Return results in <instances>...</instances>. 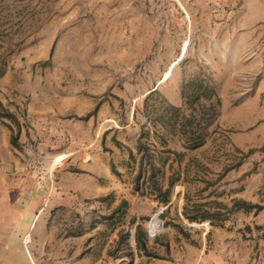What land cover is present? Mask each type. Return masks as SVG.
<instances>
[{"label":"crops","instance_id":"obj_1","mask_svg":"<svg viewBox=\"0 0 264 264\" xmlns=\"http://www.w3.org/2000/svg\"><path fill=\"white\" fill-rule=\"evenodd\" d=\"M164 1L66 0L2 63L0 264H264V0ZM191 66L195 149L164 113Z\"/></svg>","mask_w":264,"mask_h":264},{"label":"rangeland","instance_id":"obj_2","mask_svg":"<svg viewBox=\"0 0 264 264\" xmlns=\"http://www.w3.org/2000/svg\"><path fill=\"white\" fill-rule=\"evenodd\" d=\"M64 2H66V0H0L1 70L2 63L7 66L8 64L6 61L10 60L14 52L30 39H34L36 32L41 30L48 20L60 13L62 3ZM162 4H164V7L168 10L174 8L178 12L181 11L174 0H165ZM177 16L180 18L179 15ZM183 16H185L184 13ZM162 19L169 20V17L166 18L164 16ZM166 29L168 30L169 28L166 27ZM177 38H179L180 48L182 47L181 44L186 42L187 45L184 56H187L190 48L194 44L192 36L187 29H184V33L177 36ZM201 75H203L202 78ZM206 75L207 73L202 69L191 66L186 70V82L192 81V79L196 77V80L206 81L209 86L208 75ZM204 77L207 79L204 80ZM153 101L159 104L163 103L159 96L153 97ZM185 110H189V107L186 106Z\"/></svg>","mask_w":264,"mask_h":264},{"label":"trees","instance_id":"obj_3","mask_svg":"<svg viewBox=\"0 0 264 264\" xmlns=\"http://www.w3.org/2000/svg\"><path fill=\"white\" fill-rule=\"evenodd\" d=\"M183 97L186 101V106L189 107V117L185 116V110L182 113L180 108H174L170 105H165L164 113L168 115L166 122L168 124L175 125V123L181 118L179 133L189 139L190 142L187 143V148L195 149L202 145L203 137L205 134V130L209 127L211 122H214L217 116V108L219 106V101L216 98L215 92L213 88H210L208 85L204 88V82L202 80H192L187 81L184 84V90L182 92ZM206 94L208 97H213V101L211 105L205 107L204 104L200 103V98L202 95ZM158 96V95H157ZM161 100H164L162 97L159 96ZM155 110H153V114ZM182 115V116H181ZM207 116V118H205ZM0 117L5 118L10 122L9 124H5L6 127L11 132L10 142L13 147H18V134L13 133L12 125H16L18 128V120L16 117L10 113L9 111H3L0 113ZM152 117L156 118L154 115ZM206 120V122H204ZM173 121V122H172ZM204 122V124H203ZM171 125V126H173ZM174 129V128H172ZM138 151H142L144 157H148L149 149L143 145H138ZM149 164V161H146ZM150 166V164H149ZM152 169L153 167L150 166ZM153 176L151 175L150 180H152ZM160 193V191H159ZM164 195V196H163ZM167 192L160 195V198L163 201H166Z\"/></svg>","mask_w":264,"mask_h":264},{"label":"built area","instance_id":"obj_4","mask_svg":"<svg viewBox=\"0 0 264 264\" xmlns=\"http://www.w3.org/2000/svg\"><path fill=\"white\" fill-rule=\"evenodd\" d=\"M215 11H217V10H215ZM181 45H182V47H181V50H180V54H181L183 48L185 49V52H186V45L187 44H186V42H183ZM185 52H184V54H185ZM184 54H183V56H184ZM183 56H181V57H183ZM76 159H77L75 161L76 163L83 164V163H86L89 160V156H88V154L86 152H82L81 155H78V157Z\"/></svg>","mask_w":264,"mask_h":264},{"label":"bare ground","instance_id":"obj_5","mask_svg":"<svg viewBox=\"0 0 264 264\" xmlns=\"http://www.w3.org/2000/svg\"><path fill=\"white\" fill-rule=\"evenodd\" d=\"M184 52H185V49L183 48V49H182V52H181V54H180V57L183 56Z\"/></svg>","mask_w":264,"mask_h":264}]
</instances>
